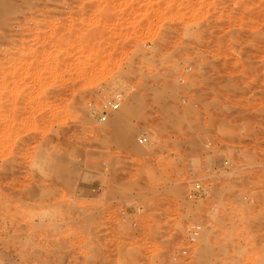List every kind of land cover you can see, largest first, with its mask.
<instances>
[{
	"label": "rangeland",
	"instance_id": "rangeland-1",
	"mask_svg": "<svg viewBox=\"0 0 264 264\" xmlns=\"http://www.w3.org/2000/svg\"><path fill=\"white\" fill-rule=\"evenodd\" d=\"M0 264H264V0H0Z\"/></svg>",
	"mask_w": 264,
	"mask_h": 264
},
{
	"label": "built area",
	"instance_id": "built-area-1",
	"mask_svg": "<svg viewBox=\"0 0 264 264\" xmlns=\"http://www.w3.org/2000/svg\"><path fill=\"white\" fill-rule=\"evenodd\" d=\"M119 106H120L119 103L114 101L108 105V108L110 109V111H115L119 108ZM89 114H90L91 118H93V120L97 121L98 123L105 122L107 119V113H105L104 115H97V112L93 109H91L89 111ZM139 143H146V138L140 137ZM204 193H205V189L203 187H201L200 184H196L195 187L189 192L188 197L192 198V197H196V196H201ZM199 230H200L199 225L195 224V225L191 226V229H189V231H188L187 239L190 242L196 241L198 238Z\"/></svg>",
	"mask_w": 264,
	"mask_h": 264
},
{
	"label": "bare ground",
	"instance_id": "bare-ground-1",
	"mask_svg": "<svg viewBox=\"0 0 264 264\" xmlns=\"http://www.w3.org/2000/svg\"><path fill=\"white\" fill-rule=\"evenodd\" d=\"M164 2V1H163ZM147 5V4H146ZM129 9V8H128ZM133 9V8H132ZM122 14V13H121ZM109 15V14H108ZM108 17V16H107ZM112 17V15L110 14V17L109 18H111ZM114 17H115V15H114ZM120 25V24H119ZM116 119H114L115 121H114V123H115V125L116 126H119V124H121V122H122V119H119L118 117H115ZM124 119V118H123ZM126 119V118H125ZM111 122V121H110ZM112 123V122H111ZM114 125V124H113ZM115 128V127H114ZM8 165V164H7ZM6 167H8V166H6ZM5 167V168H6ZM6 169H8V168H6ZM3 171H5V170H3ZM2 175V174H1Z\"/></svg>",
	"mask_w": 264,
	"mask_h": 264
}]
</instances>
